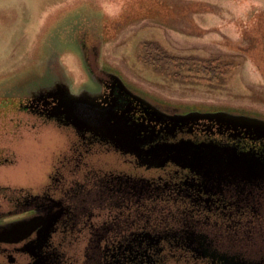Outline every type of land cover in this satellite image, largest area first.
<instances>
[{"label": "flooded vegetation", "instance_id": "af4514ba", "mask_svg": "<svg viewBox=\"0 0 264 264\" xmlns=\"http://www.w3.org/2000/svg\"><path fill=\"white\" fill-rule=\"evenodd\" d=\"M89 72L91 87L74 93L54 82L21 106L74 130L73 175L91 167L80 148L111 151L135 172L58 174L36 194L0 186V264H264V115L159 107L115 73ZM69 95L113 106L139 146L71 123L57 108ZM179 143L207 146L209 161L151 159L155 146Z\"/></svg>", "mask_w": 264, "mask_h": 264}, {"label": "rangeland", "instance_id": "374dc122", "mask_svg": "<svg viewBox=\"0 0 264 264\" xmlns=\"http://www.w3.org/2000/svg\"><path fill=\"white\" fill-rule=\"evenodd\" d=\"M102 69L159 107L264 115V0H0V186L36 194L58 174L135 172L111 151L80 148L91 167L73 175L74 130L21 106L54 82L79 93Z\"/></svg>", "mask_w": 264, "mask_h": 264}, {"label": "water", "instance_id": "95a60500", "mask_svg": "<svg viewBox=\"0 0 264 264\" xmlns=\"http://www.w3.org/2000/svg\"><path fill=\"white\" fill-rule=\"evenodd\" d=\"M57 108L61 114H64L77 127L107 133L112 137L113 141L122 146H139L138 139L132 127L128 125L126 117L117 114L113 106L101 107L94 101L83 102L69 95L68 99L61 102ZM203 147L207 146H198L190 143L157 145L153 148V153L150 155L153 161L172 159L178 163L200 164L209 161L206 157L210 153L208 154Z\"/></svg>", "mask_w": 264, "mask_h": 264}, {"label": "trees", "instance_id": "16d2710c", "mask_svg": "<svg viewBox=\"0 0 264 264\" xmlns=\"http://www.w3.org/2000/svg\"><path fill=\"white\" fill-rule=\"evenodd\" d=\"M144 45L150 49V52L151 51H154V52H157L160 56H163V57H160V58H162V61H165V62H175L176 63V62H178V61L181 60V59L175 58L173 56H170L168 53H166L165 50H163L156 43L148 42V43H144ZM185 60H189V59H185ZM180 62L183 64V67L184 66H188V63L187 62H185V63H183V61H180ZM199 68H198V70H196L197 73L200 70ZM189 71H193V68H190Z\"/></svg>", "mask_w": 264, "mask_h": 264}]
</instances>
